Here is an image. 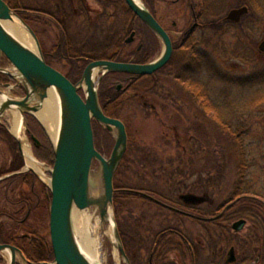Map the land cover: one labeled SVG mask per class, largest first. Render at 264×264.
I'll return each mask as SVG.
<instances>
[{"label": "trees", "instance_id": "16d2710c", "mask_svg": "<svg viewBox=\"0 0 264 264\" xmlns=\"http://www.w3.org/2000/svg\"><path fill=\"white\" fill-rule=\"evenodd\" d=\"M4 1L14 10L39 8L42 11H56L57 5L64 8L65 16L69 19L63 25L58 26V29H63L61 38L54 40L52 47H48L47 40H41L40 44L48 65L54 66V64L59 63L70 67L69 74H66V77L73 84L81 79L85 67L93 61L114 60L127 62L132 59V62L141 64L153 57V52H146L145 49L138 51V47L132 50V44L128 45L124 40L116 39L120 33H123L122 22L117 16H115V21L106 15L97 16L94 19H89L86 16L82 22L72 12L74 10L73 3L79 0ZM101 2L104 6H107L106 8L114 4V0H101ZM241 2V5H249L250 13L241 23L233 24L226 22L224 19V8L227 0H206L204 14L208 20V23H206L208 28L218 32L225 30V28L240 26L242 31L246 33L253 30L247 20L250 21V19L255 18L264 22V16L262 19V10L260 9V7L262 8L261 0H242ZM68 12L71 13L70 16H67ZM54 15L58 19L61 18L58 14ZM31 17L30 13L28 17H25L27 22H31ZM136 25H139V31L142 34L143 26L141 22L137 21ZM216 46H221V43H217ZM218 49L223 50V48ZM195 51L196 47L193 48V52ZM214 51L217 52L215 49ZM224 51L227 53L226 48ZM240 51L237 50L232 53L236 55V58H249L248 60H250L248 54L251 53L252 49L248 53H241ZM198 53V66H193L192 69H185L178 73L176 86L182 97L191 99L190 103L197 106L205 116L211 115L217 127L223 128L219 140L225 139L228 145H233L239 150V177L229 197L219 205L213 204L212 199L210 201V193H207L208 190H206L208 187H205L204 190L206 198H194L193 200L188 196L189 198L186 200V197L181 193L186 187L181 184L177 187L173 185L166 186L165 184V186H159V190H146L135 187L132 180L130 181L127 178L129 182L124 185L117 179L124 165H127V171L133 170L135 166L136 177L141 175L142 169L143 176L147 175L146 177L156 179V174L164 166V163L169 161L166 162L163 158L160 160L158 151L151 152L146 149L138 151L140 148L135 142L139 141L131 140L114 179L116 189L114 198L115 214L125 251L131 264H264V187L256 190L249 183V154L246 152L241 140L243 134L246 135L250 131L251 128L248 123H252L254 117L249 112L244 113L240 109L232 112L231 109H228V102L230 101V104L235 102L234 96H230L228 99L230 88H236L239 92L243 91L242 89L261 92L264 89V59L259 63L257 62L258 69L256 72L243 77L230 78L229 75L220 71L213 60L210 63L207 62L208 64L205 62L200 64ZM123 54H127V57L131 58L124 59ZM253 54L252 58L255 56V52ZM259 55L264 58V54ZM189 56H187V59H189ZM254 61L256 63L255 59ZM107 76L103 79L99 89L100 103L107 116L119 119V107L129 106L134 101L128 100L125 93H118L114 89H110L105 80ZM138 90L141 91L142 89L138 88ZM230 95H233L232 91ZM202 97L207 98V101L208 98H211L212 102L201 103L199 100ZM125 98L128 101H125ZM193 98H198V101H193ZM263 102V100L260 101V103ZM220 106L227 107V114L226 112L220 113ZM235 112H237L238 117H235ZM98 124V122H94L95 127L99 130L101 125ZM33 131L43 144L41 149L47 154L43 157L40 156V158L54 162L52 144L37 122ZM6 136L8 140L11 139L7 133ZM180 139L179 150L182 149L180 151L184 152V155L177 156L178 160L176 161L180 166L183 163L192 168L194 157L192 154L188 155L187 150L183 148L184 146L187 147L192 138L182 137L181 135ZM175 143L177 142L175 141ZM175 145H178V143ZM175 145L161 142L159 146L164 149ZM97 150L102 153L100 148ZM170 161L172 160L170 159ZM216 161L220 162L219 159ZM130 183H133V186ZM164 183L166 182L164 181ZM41 192L48 203L46 216L49 220L50 202L46 196L44 186ZM138 193H144L146 196ZM138 206H140L141 211L137 216H133V212ZM4 216V212L0 211V219ZM121 216H123V220ZM247 222L250 223L249 232L243 236L241 233ZM230 224H233V226L230 227ZM190 225H192V229L188 228ZM241 225L244 226L241 228ZM15 230L16 225L13 224L11 227L7 224V221L0 220V243H12ZM134 240L137 241L138 245H131ZM132 249L137 250V252H133ZM142 251L148 252L149 255L145 263L141 261V258H138ZM172 254H175L177 260L170 262L169 257ZM50 255L48 254L46 257L48 260L53 259ZM44 256L46 255H42L40 260H43Z\"/></svg>", "mask_w": 264, "mask_h": 264}, {"label": "water", "instance_id": "95a60500", "mask_svg": "<svg viewBox=\"0 0 264 264\" xmlns=\"http://www.w3.org/2000/svg\"><path fill=\"white\" fill-rule=\"evenodd\" d=\"M126 3L159 38L163 52L146 64L93 61L84 69L81 80L73 84L46 63L39 39L32 28L4 0H0V55H4L12 65L10 71L2 72L17 79L26 91L24 98H14L0 92V120L8 110H13L20 114L22 125L25 114L34 115L40 111L51 92L56 95L59 104L58 129L52 141L55 162L46 181L52 196L50 233L54 251V261L49 264H101L81 246L74 224V213L77 211L88 212L91 219L98 218L124 264H131L121 238L114 205V179L127 151L128 134L122 120L104 113L99 100V86L103 77L111 73L134 77L154 74L168 63L173 48L168 34L142 0H126ZM248 12L247 7L233 9L227 19L237 23ZM13 22L32 37L34 47L7 28L6 24ZM133 37L134 34L127 42H131ZM259 51L264 53V41L259 45ZM80 91L84 97L79 94ZM93 121L98 122L115 139L109 158L96 149ZM96 163L99 164V171L93 175ZM138 194L146 196L144 193ZM107 230L112 232V236ZM0 253L10 256V264L16 263L17 254L26 261L22 252L12 246L0 245Z\"/></svg>", "mask_w": 264, "mask_h": 264}, {"label": "flooded vegetation", "instance_id": "af4514ba", "mask_svg": "<svg viewBox=\"0 0 264 264\" xmlns=\"http://www.w3.org/2000/svg\"><path fill=\"white\" fill-rule=\"evenodd\" d=\"M205 1L144 0L147 9L168 34L172 43L173 53L168 63L152 75L134 77L130 74H112L107 76V78L113 77L109 86L110 89H114L118 93H125L130 101H134V103L132 102L129 105L131 108L130 113H136L135 119H132L134 124L132 122H125L128 133V145L131 142L133 126L136 127V131L138 130L135 120H139V122H142L146 126L151 123L156 125L158 122L164 132L161 137V142H168L172 145L178 143L174 147L176 149L180 148L179 144H181L180 138L182 134L179 133L177 126L175 124L170 125L169 121L180 114V108L177 107V104L181 101L190 103L191 99L180 95L179 89L176 86V81L179 77L178 73L185 69H192L193 66H198V52L200 64L203 62L210 63L212 60L211 52L214 51L211 48L213 31L206 25L208 20L204 14L206 7ZM95 2L97 6H92L89 0L74 2V10L72 12L82 22L86 16L89 19H94L97 16L106 15L110 16L113 21H115V16L119 17L123 25V33H120L116 39H122L128 45L136 43L137 33L133 25L139 21L143 26V33L142 42L137 45V50L145 49L146 52H153V57L141 64L152 62L161 55L163 52L162 42L134 14L126 3V0H114V4L108 8L104 6L101 0H95ZM241 7H247L249 10L248 14L250 13L248 6L241 5ZM241 7L238 5L230 9L229 12ZM15 11L32 28L39 41L48 39L53 41L59 40L63 29H58V26L60 24L63 25L69 19V17L65 16L64 8L61 5H57L56 11H42L39 8H32L30 10L19 8ZM229 12L225 15L224 19L226 22L233 24L241 23L248 15H245L240 22L235 23L227 19ZM29 13L32 15L30 23L25 19ZM54 14L60 15L61 18L58 19ZM67 14V16H70L71 13L68 12ZM182 15L186 17L184 28L179 27L177 20L174 19L176 16L181 17ZM129 34H134L131 42H127L131 37L128 38ZM195 47L196 51L193 52V48L195 49ZM187 51L190 52L186 53ZM186 55H190L189 59H187ZM184 56L186 57L184 58ZM127 62L134 63L132 59ZM11 67L12 65L9 60L4 55H0V92L8 93L14 98H24L26 96L25 88L17 79L2 72V70L10 71ZM168 76L174 82L173 87L170 89L165 86V81ZM138 88L142 90L139 91ZM80 95H83V93L80 92ZM206 99L202 97L199 101L203 103L207 101ZM192 100L198 101V98H193ZM207 102H212V99L208 98ZM143 109L145 111L144 113L141 112ZM175 110L176 113H174ZM6 115L7 113L4 114V118ZM35 125V116L25 114L21 131L19 134H16L13 132L9 120H0V149L1 152L4 154L7 153L8 156L7 163L0 165V211L5 214L0 220L7 221V224L11 227L13 224L16 225L12 243H0V245L12 246L22 252L26 261L24 262L21 256L17 254L15 264H49L54 260L50 233V217L48 220L46 216L48 203L41 191L44 186L51 206L52 196L46 184V179L51 175L50 172L54 166L55 157L54 162L52 161L53 163L40 158V156L43 157L47 154L41 149L43 144L33 131ZM171 132L173 136H166V134ZM6 133L11 138L10 140H8ZM191 141L192 139L189 142ZM183 148L187 150L186 146ZM27 151L30 152L36 163L41 166L42 175L34 167L30 166L29 160H27ZM48 254H51L50 256L53 257L52 260L46 258ZM42 255L46 256L43 257V260H40ZM10 262V256L7 253H0V264H10Z\"/></svg>", "mask_w": 264, "mask_h": 264}, {"label": "rangeland", "instance_id": "374dc122", "mask_svg": "<svg viewBox=\"0 0 264 264\" xmlns=\"http://www.w3.org/2000/svg\"><path fill=\"white\" fill-rule=\"evenodd\" d=\"M142 1L144 2V0ZM241 1L242 0H227L226 6L224 8L225 15L229 12L230 9L237 7L238 5L241 7ZM89 2L92 6H97L95 0H89ZM261 5L262 8L260 7V9L262 10L261 12L263 19L264 0H261ZM246 6L249 7V5L247 4ZM184 17L185 16L182 15L181 17L176 16L174 18L177 20L178 25L181 28H184L186 24V17ZM247 22H249L250 25L253 27V30H251L250 32L244 33V31H242V28L238 26L229 29L225 28V30L223 29L218 32L213 31V36H211V48L217 51L211 52V58L213 61L216 62V64L220 68V71L226 75H229L230 78L243 77L253 72H256L258 69L257 62L259 63L264 59L262 56L259 55L262 53H260L258 50L259 45L264 41V22L258 21L255 18L250 19V21L247 20ZM133 28L136 29L137 40L136 43L131 46L132 50L136 49L137 45L142 42V34H140L139 25L135 24ZM130 36L131 35L129 34L128 38ZM46 42L48 47H52V45L54 44L53 40L48 39ZM217 43H221V46L217 47ZM218 48H223V50H220ZM225 48L227 50V53H225L224 51ZM250 49H252L251 53L248 54V56H250V60H248L249 58H236V55L232 53L233 51L237 50H241V53H248ZM254 52L255 56L252 58ZM123 55L124 56L122 57L124 59L131 58L127 57V54ZM254 59L256 60V63ZM51 67L63 74L65 77L66 74H69L70 67L64 64L57 63ZM112 78L113 77H108L107 79H105L106 84H108L109 86ZM173 85L174 82L172 78L168 76L165 81L166 88L170 89L171 87H173ZM242 90L243 91L241 92H239L236 88H230L228 90V99L230 96H234L235 100L233 104H230V101L228 102V109H231V112L240 109L241 111H244V113L249 112L254 117V121L250 124L248 123L251 128L249 129L250 131L246 133V135L243 134L241 140L243 146L246 149V152L249 154V183L252 184L256 190H259L260 188L264 187V102L260 103L261 100L264 101V89H262L261 92H256L255 90L249 91L248 89ZM231 91L233 95H230ZM127 99L125 98V101L129 100ZM259 105H262L260 106L261 108L259 107ZM177 107L180 108V114L177 117H173L169 121V123L170 125L175 124L177 126L179 133L182 134V137L192 136V141L187 144V153L188 155L192 154V156L194 157L193 167L189 168L183 163L180 166L179 163L176 161L178 160V157L180 155H184V152L180 151L182 149L179 150L173 146H171L170 148L165 147L164 149L160 148L159 145L162 141L161 137L164 132L158 122L156 123V125L151 123L146 126L142 122H139V120H135L138 130L136 131V127L133 126L130 140L133 139L139 141L135 142L137 145H139L138 148L140 149L138 151H141L142 149H146L151 152L158 151L160 153V156H158L160 160L161 158H163L164 161H169L167 163H164V166L156 174V179L152 177H146L147 175L143 176L142 169L140 172L141 175L139 177H136V172L134 171V169L136 168L134 165L133 170L129 171H127L126 169L127 165H124L121 169L120 174L117 176V179L120 183L124 185L128 183L129 180H132L135 187H141V189L146 190H159V186H165V184L166 186L173 185L176 187L181 184L183 187H186L185 190L181 191V193L186 197V200L189 197L193 198V200L194 198H206L204 190L205 187H208L206 190H208L207 193H210V201L212 199L213 204L216 203L215 205H219L229 197L231 191L234 188V184L238 180L239 150L233 145H228L225 139H223L222 141L219 140V135L222 133L223 128L220 129L219 126V128L217 127V124L216 122H214L211 115L205 117V115L200 111L197 106L195 107L194 104L189 102L184 103L183 101H181L179 104H177ZM206 107L208 108L209 105ZM119 108V119H121L123 122L133 123L132 119H135L136 113L131 114V108L129 106H120ZM116 109L118 110V108ZM117 110L115 111L117 112ZM219 110L220 113H225L227 107L220 106ZM141 112L144 113V109L141 110ZM14 113L15 111L9 110L7 112L6 117L3 118L9 120L10 124L12 125V128V120ZM174 113H176V110ZM235 113V117H238L237 112ZM34 115H36V113H34ZM35 118L37 124H39L42 130H44L49 141L52 143L53 140L51 139L47 128L41 123V121L37 117ZM98 125L100 126V124ZM93 131L95 145L97 149L100 148L102 152L101 154H103L106 158H109L115 144L114 137L109 132H107L105 128L101 126L98 130V128L95 127L94 123ZM168 135L173 136L172 132L166 134V136ZM7 159V153L4 154L3 152H1L0 149V165H4L5 163H7ZM170 159L172 161H170ZM217 159H219L220 162H217ZM98 171L99 164L96 163L93 167V175H97ZM164 181L166 183H164ZM133 183H130V185L133 186ZM194 203H196V201H194ZM139 211H141L140 206H138L133 212V216H137ZM96 219L98 218L93 217L91 219V224L94 225ZM121 219L123 220V216H121ZM249 225L250 223L247 222L246 226L242 230L241 234L243 236L248 234ZM231 226H233V224H230V227ZM188 228L192 229V225H190ZM92 235L93 238L97 237L98 239V246L95 249V254H93L101 264H124L120 253L117 249L114 248L113 244L106 236L101 227L96 236L94 234ZM204 238L206 237L204 236ZM131 245H138V243L136 240H134L132 241ZM132 250L133 252H137V250L135 249ZM138 258H141V261L143 263L147 262L149 258L148 252L142 251L140 257ZM176 260L177 258L175 254L170 255V262Z\"/></svg>", "mask_w": 264, "mask_h": 264}, {"label": "bare ground", "instance_id": "6f19581e", "mask_svg": "<svg viewBox=\"0 0 264 264\" xmlns=\"http://www.w3.org/2000/svg\"><path fill=\"white\" fill-rule=\"evenodd\" d=\"M7 28L11 30L19 39L27 43L29 46L34 47L32 37L25 32L23 28L16 22L7 23ZM58 99L56 95L51 92L48 99L44 103V107L36 113V117L41 121V123L47 128L51 139L54 141L59 121V106ZM13 132L19 134L21 131V116L18 112L13 114ZM27 160H29L30 166L34 167L40 175H42L41 166L36 163L29 151H27ZM74 224L76 227V232L81 242L83 249L90 255L95 254V249L98 246L97 237L93 238L98 234L100 230V222L96 219L95 224H91V216L86 211H77L74 213ZM108 234L112 236V232L107 230ZM96 246V247H95ZM94 253V254H93Z\"/></svg>", "mask_w": 264, "mask_h": 264}]
</instances>
